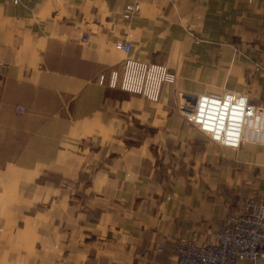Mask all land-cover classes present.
I'll use <instances>...</instances> for the list:
<instances>
[{
	"label": "crops",
	"instance_id": "crops-1",
	"mask_svg": "<svg viewBox=\"0 0 264 264\" xmlns=\"http://www.w3.org/2000/svg\"><path fill=\"white\" fill-rule=\"evenodd\" d=\"M125 58L175 80L157 100L101 82ZM0 60L3 251L23 221L32 264H179L174 241L211 243L264 198V146L211 141L179 103L229 89L264 106V0H0Z\"/></svg>",
	"mask_w": 264,
	"mask_h": 264
},
{
	"label": "built area",
	"instance_id": "built-area-1",
	"mask_svg": "<svg viewBox=\"0 0 264 264\" xmlns=\"http://www.w3.org/2000/svg\"><path fill=\"white\" fill-rule=\"evenodd\" d=\"M140 11L141 5L138 1L128 2L120 17L123 20L132 21ZM114 46L117 51L126 56L132 50L129 40L117 41ZM125 60L128 70L124 84L131 90L139 88L134 84L136 77V80H142L141 92L150 97L156 96L158 89L154 92L150 88L157 82L152 81L150 71H146L145 68L140 70V64L132 59ZM2 67L3 63L0 62V72ZM137 69L146 71L147 74L135 76L134 72ZM167 76L171 79L173 75L167 74ZM103 80H105L104 76L101 77V82ZM117 80L118 76L114 72L111 84L116 85ZM197 103L193 110L184 109L182 112L212 141L235 149L244 143L264 146V106L250 101L247 94L227 89L220 95L201 94L198 96ZM205 109H207L206 112ZM17 110L25 112L26 108L18 106ZM210 110L212 113H209ZM231 122H234L238 131V135H234L233 138L228 135ZM249 122L256 123L255 130L259 133L256 132L252 136L251 131L249 135L244 130ZM172 249L179 264H238L243 259L249 260L251 264H259V261L264 259V198L253 195L243 202L239 212L228 211L224 226L217 232L215 241L200 244L195 239H178L174 241ZM157 251L163 253L165 246L160 245Z\"/></svg>",
	"mask_w": 264,
	"mask_h": 264
},
{
	"label": "rangeland",
	"instance_id": "rangeland-1",
	"mask_svg": "<svg viewBox=\"0 0 264 264\" xmlns=\"http://www.w3.org/2000/svg\"><path fill=\"white\" fill-rule=\"evenodd\" d=\"M130 2H132V1H130ZM125 59H127V58H125ZM0 62L3 63L2 70H5L7 68V63H5V62H3L1 60H0ZM125 62H126V60L124 61V70H123L122 76H121L120 72L116 71V74L118 76V80H117L116 85H112L111 84V77L109 79H105V80H107V83H108L109 86H111V87H120L123 90H127V91H130V92H133V93H137V94H140V95H144L147 98L152 99V100H157L159 98V95H160V90H161L162 84L164 82H174V80H175V74L173 72H171L170 70L168 71L165 68L161 69V68H158V67H155V66H147V65L143 66V64L142 65L140 64V70H143L145 68L146 71H150L149 74H150V76L152 78V81L153 82H157L150 89H152V91H154V92H156V90L158 89V93L155 94L156 96L150 97L147 94L141 92L142 89H143V86H141V83H142L141 81L142 80L138 81V80H136V77H135L137 74H138V76H142L143 73L147 74L146 71H138V69H137V71L134 72V74H135V76H134L135 77L134 84H135V86H138L139 88L131 90L130 88L127 87L126 84H124V81H125V78H126V73H127V70H128V68H126L127 65H126ZM163 72H165V74ZM112 74H113V72H112ZM167 74L173 75L171 77V79H168ZM120 77H121V81H120ZM224 92H225V90L223 91V93ZM200 94H198V95H200ZM198 95H191L190 94V96H188V95L186 96L184 94H181L180 98H179L180 107H182L184 109L193 110L196 107V105H197V102H198V97L197 96ZM182 99H183V101H182ZM182 103H183V105H182ZM18 112H20V111H18ZM20 113H24V112H20ZM180 115L193 128L197 129L200 133H202L203 135H205L206 137H208L211 140V138L208 135H206V133H204L198 127H195L194 124L188 119V117L186 115L183 114L182 111H180ZM248 144H253V143H248ZM226 147H228V146H226ZM233 149H235V148H233ZM50 178H52V180H58L59 181V179H56V177H47L46 180L48 181V180H50ZM14 207L18 208L17 205L10 206L9 207V213H10V210L13 209ZM14 216L15 215L10 214V217H14ZM0 218H2V207H1V205H0ZM15 224L16 225L14 226V229H10V231L6 230V231H8V233L10 235L9 238H8L9 245L11 246L10 251H9V247H6L7 248V252L3 251L2 244H3V241H4L5 238H3L0 235V264H20V263L21 264H32L33 262L31 260V257H34V254L31 251L28 250L30 245H32V244H30L29 236H27L25 234L24 235L23 234H18V231H17V228L19 226L17 224H23V221H17ZM1 230H3V229L1 228V224H0V232H2ZM19 247H21V248H19ZM20 250L21 251H29V254H28V252L26 253V255H24L23 253L21 254ZM8 251H9V253H8Z\"/></svg>",
	"mask_w": 264,
	"mask_h": 264
},
{
	"label": "water",
	"instance_id": "water-1",
	"mask_svg": "<svg viewBox=\"0 0 264 264\" xmlns=\"http://www.w3.org/2000/svg\"><path fill=\"white\" fill-rule=\"evenodd\" d=\"M182 101H183V99H182ZM182 105H183V103H182Z\"/></svg>",
	"mask_w": 264,
	"mask_h": 264
}]
</instances>
